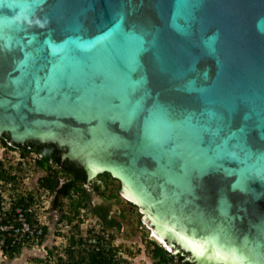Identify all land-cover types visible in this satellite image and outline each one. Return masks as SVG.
<instances>
[{
  "label": "water",
  "instance_id": "1",
  "mask_svg": "<svg viewBox=\"0 0 264 264\" xmlns=\"http://www.w3.org/2000/svg\"><path fill=\"white\" fill-rule=\"evenodd\" d=\"M109 172L169 252L264 264V0H0V134Z\"/></svg>",
  "mask_w": 264,
  "mask_h": 264
},
{
  "label": "built area",
  "instance_id": "2",
  "mask_svg": "<svg viewBox=\"0 0 264 264\" xmlns=\"http://www.w3.org/2000/svg\"><path fill=\"white\" fill-rule=\"evenodd\" d=\"M41 158L42 155L34 151L24 154L19 146L4 141L0 134V171L3 175L0 176V264H24V259L25 264H50L60 256L66 257L64 252L56 255L54 245L48 242L53 227L61 223L56 219L58 212L52 210L49 192L38 189L33 178L32 173ZM88 243L83 245L87 262L90 249L102 248L101 244L95 245V240ZM134 246L132 240L106 237L103 247L106 250L113 248L114 252L101 256L107 257L105 264H148L139 260ZM29 254L32 260H29Z\"/></svg>",
  "mask_w": 264,
  "mask_h": 264
},
{
  "label": "trees",
  "instance_id": "3",
  "mask_svg": "<svg viewBox=\"0 0 264 264\" xmlns=\"http://www.w3.org/2000/svg\"><path fill=\"white\" fill-rule=\"evenodd\" d=\"M2 139L6 141L11 139V136L8 132H4ZM16 146H19L24 154L29 151H36L43 156L37 162V167L44 172L38 181V189L54 192L53 208L60 212H67L66 215L62 216V220H66L67 223L72 225L68 244L64 249L66 257L60 256L54 263L50 264H105L107 257L105 258L101 255L114 252V249L106 250L103 247V242L106 237L115 238L116 232L122 228V224L115 217H109L111 208L121 201L119 194L121 189L120 181L109 172H104L98 176V179L89 184L88 175L84 168L76 161L68 158L64 159L66 148L60 147L56 143L26 141L24 144L16 143ZM50 160H53L60 167L63 172L62 176L59 169L48 167ZM63 175H65L64 178ZM0 176H3L1 171ZM87 188L97 193L99 192L105 199V203L101 207L93 209V212L90 211L98 219V215H100L105 225H101V231L90 229L86 235H82L81 222H84L85 217H82L81 208L89 210V200L86 199L82 192ZM76 194H79V197H75ZM66 197L70 198L69 202L65 201ZM23 202L25 201L23 200ZM129 204L131 205V211L138 214L137 206L133 203ZM85 214L87 215V213ZM138 221L139 223L141 222L140 219ZM111 229H114V232ZM143 237L145 239L147 236L143 233ZM91 240L97 241L95 245L101 244L102 248L100 250L89 248L91 255L89 262H87L86 257L83 255V245L89 244L88 241L90 242ZM147 245L150 246L149 252L150 254L152 253L151 256L157 264H196L186 260L181 252H169L153 239H149Z\"/></svg>",
  "mask_w": 264,
  "mask_h": 264
},
{
  "label": "rangeland",
  "instance_id": "4",
  "mask_svg": "<svg viewBox=\"0 0 264 264\" xmlns=\"http://www.w3.org/2000/svg\"><path fill=\"white\" fill-rule=\"evenodd\" d=\"M63 176L65 177V175ZM98 176L99 175L95 176L93 181L98 179ZM137 209H138V214L134 211H131V205L129 204V202L123 196L121 197V201L116 204V211L114 216L117 217V219H119L120 223L122 224V228L120 231H117L116 234L121 239H125L128 241L131 240L135 241L136 246H134V248L136 250V254L138 255L140 261L145 260V262H147L148 264L150 263L155 264L154 259H152L151 257L152 253L150 254L149 252L150 246L147 245V242H149V239L152 237L151 236L152 233L149 230L150 226L143 218V214L141 213L143 211H141L139 208ZM88 211L89 210H87L86 212L87 215L85 217L84 223L82 224V230H83L82 235H86L88 233V230L90 229H95L98 231L101 229L100 220L97 218V216L93 215L92 213H88ZM66 214L67 212L57 213L56 219H59L61 224L55 225V227H53L50 234L48 235V242L49 243L51 242L54 245V250L56 251V255L60 252H64V246L68 244V237L71 234V228H69L66 221L62 220V216ZM142 218L144 220L143 222H142ZM139 219L141 220L140 223L138 221ZM91 226H93V228H91ZM143 233L147 237L142 240V238H144ZM139 247L142 248L141 251H139ZM26 257L27 256H25L24 258ZM29 260H32L31 256ZM25 261L26 259H24V264Z\"/></svg>",
  "mask_w": 264,
  "mask_h": 264
},
{
  "label": "flooded vegetation",
  "instance_id": "5",
  "mask_svg": "<svg viewBox=\"0 0 264 264\" xmlns=\"http://www.w3.org/2000/svg\"><path fill=\"white\" fill-rule=\"evenodd\" d=\"M65 154V153H64ZM66 157H64V159H65ZM62 174H63V172L61 173V176H62ZM63 178H64V176H63ZM88 183L90 184L91 182H93V179H89V177H88ZM82 194L86 197V199L87 200H89V204H88V207H89V211H88V213H90V211H94L93 209H97V208H99V207H101V205L103 204V203H105V199L101 196V194L98 192H95L94 190H92V189H86V190H84L83 192H82ZM75 197H79V194H76L75 195ZM48 199H49V201L51 202V204H52V206H53V201H54V192H51L49 195H48ZM69 197H66L65 198V201H68L69 202ZM111 201H113V200H111ZM52 210H55V211H57L56 209H54V208H52ZM115 211H116V205L115 206H113L112 208H111V211H110V214H109V217H115L114 216V214H115ZM57 212H60V211H57ZM87 212V209L86 208H81V213H82V217H86V213ZM98 215V214H97ZM98 217H99V219H101L100 220V226L101 225H103L104 223H103V221H102V218H101V216L100 215H98ZM116 219H117V217H115ZM118 220V222L120 223V221H119V219H117ZM66 221V220H65ZM67 222V221H66ZM117 222V224H119ZM84 222H81V230H82V224H83ZM67 225L69 226V228H71L72 227V225L71 224H69V223H67ZM105 225V224H104ZM114 230V229H113ZM112 229H111V231H113ZM82 232H83V230H82ZM142 240H143V238H142ZM133 241V240H132ZM150 257V256H149ZM152 257V256H151ZM186 260H188V255H186ZM189 261V260H188ZM156 262V261H155Z\"/></svg>",
  "mask_w": 264,
  "mask_h": 264
},
{
  "label": "clouds",
  "instance_id": "6",
  "mask_svg": "<svg viewBox=\"0 0 264 264\" xmlns=\"http://www.w3.org/2000/svg\"><path fill=\"white\" fill-rule=\"evenodd\" d=\"M34 152H36V151H34ZM37 153V152H36ZM38 154H40V153H38ZM42 158H43V156H42ZM41 158V159H42ZM40 159V160H41ZM37 166V165H36ZM51 167L52 169L53 168H57V169H59L60 170V167L58 166V165H56L55 164V162L53 161V160H50L49 161V164H48V167ZM44 172L42 171V170H40L38 167L35 169V171L32 173L33 174V178L35 179V183H36V186H37V188H38V181H39V179H40V177L42 176L41 174H43ZM61 173H62V171L60 170V175H61ZM98 175H100V174H98ZM97 176V175H96ZM120 191H121V189H120ZM49 192V194L51 193L50 191H48ZM119 194H121V192L119 193ZM121 197L123 196L124 197V195H120ZM125 198V197H124ZM126 199V198H125ZM129 203H132L130 200H128V199H126ZM52 205V204H51ZM135 205V204H134ZM52 208H53V206H52ZM138 208V207H137ZM142 214H143V212H141ZM82 214V213H81ZM143 216H144V214H143ZM144 220H143V218H142V222H143ZM91 228H93V226H91ZM95 230V229H94ZM102 230V226H101V229L99 230V231H101ZM149 230H150V232L152 233V237H153V231H152V228H150L149 227ZM95 231H98V230H95ZM117 233V232H116ZM116 237H118L117 236V234H116ZM150 238V239H153V240H155L158 244H160V245H162L165 249H166V247L164 246V244L163 243H161L158 239H156L155 237H153V238ZM119 238V237H118ZM142 238V237H141ZM134 241V240H133ZM167 250V249H166ZM152 259H154V258H152ZM154 262H155V260H154ZM155 264H157L156 262H155Z\"/></svg>",
  "mask_w": 264,
  "mask_h": 264
},
{
  "label": "bare ground",
  "instance_id": "7",
  "mask_svg": "<svg viewBox=\"0 0 264 264\" xmlns=\"http://www.w3.org/2000/svg\"><path fill=\"white\" fill-rule=\"evenodd\" d=\"M123 195H124V197L126 198V199H128V200H133V198L127 193V192H125L124 190H123ZM134 201V200H133ZM146 221V220H145ZM147 222V221H146ZM148 223V222H147ZM150 226V225H149ZM151 227V226H150ZM152 228V227H151ZM153 231V230H152ZM153 237H155L156 239H158L154 234H153ZM159 240V239H158ZM160 241V240H159ZM161 243H163L162 241H160Z\"/></svg>",
  "mask_w": 264,
  "mask_h": 264
}]
</instances>
